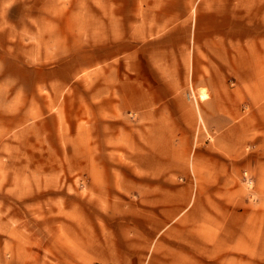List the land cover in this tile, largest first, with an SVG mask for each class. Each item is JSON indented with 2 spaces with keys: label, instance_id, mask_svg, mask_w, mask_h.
<instances>
[{
  "label": "rangeland",
  "instance_id": "rangeland-1",
  "mask_svg": "<svg viewBox=\"0 0 264 264\" xmlns=\"http://www.w3.org/2000/svg\"><path fill=\"white\" fill-rule=\"evenodd\" d=\"M0 264H264V0H0Z\"/></svg>",
  "mask_w": 264,
  "mask_h": 264
},
{
  "label": "crops",
  "instance_id": "crops-1",
  "mask_svg": "<svg viewBox=\"0 0 264 264\" xmlns=\"http://www.w3.org/2000/svg\"><path fill=\"white\" fill-rule=\"evenodd\" d=\"M137 79V77H135V80ZM167 80H172L171 78H167ZM168 89H170L171 91H173V93L175 92L174 90H175V88L174 87H171V88H168ZM138 91H141V89H139L138 87H136L135 86V88L133 89V93L136 95V94H138ZM174 94H176V93H174Z\"/></svg>",
  "mask_w": 264,
  "mask_h": 264
}]
</instances>
